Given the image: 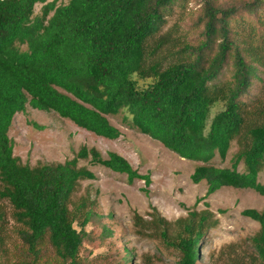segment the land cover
Segmentation results:
<instances>
[{
	"label": "trees",
	"instance_id": "obj_1",
	"mask_svg": "<svg viewBox=\"0 0 264 264\" xmlns=\"http://www.w3.org/2000/svg\"><path fill=\"white\" fill-rule=\"evenodd\" d=\"M61 1L0 0V201L10 204L23 245L15 264H92L114 238L107 226L95 236L101 217L89 194L74 201L80 183L96 179L80 161L126 175L130 184L152 182L122 156L103 159L87 147L65 163H23L10 131L28 106L108 140L121 136L108 117L125 111L139 132L197 164L191 180L205 183L209 196L234 189L264 198V0H196L195 13L185 11L166 31L175 6L188 0ZM246 19L259 31L235 26ZM180 25L188 31L183 39L176 37ZM216 105L223 109L212 116ZM236 141L241 149L232 164H215L228 160ZM243 216L261 230L245 256L227 264H264V207ZM213 217L194 211L173 224L154 209L150 220L137 215L134 223L176 264H201L203 241L218 224ZM6 224L0 207L2 246ZM124 252L119 264H138L133 251Z\"/></svg>",
	"mask_w": 264,
	"mask_h": 264
},
{
	"label": "rangeland",
	"instance_id": "obj_2",
	"mask_svg": "<svg viewBox=\"0 0 264 264\" xmlns=\"http://www.w3.org/2000/svg\"><path fill=\"white\" fill-rule=\"evenodd\" d=\"M47 1L51 3L55 0ZM61 3L59 0L58 5ZM43 6H36V14H41ZM197 8L196 0H188L185 6H175L165 31L178 23L185 11L187 17L195 13ZM246 21L251 22L248 19ZM247 22L238 20L235 26L240 25L238 29L242 30L244 27L246 31L248 25L247 33L252 30L249 25L258 30L256 21L250 24ZM178 30L177 38L183 39L188 34L182 25L178 26ZM261 34H264V31ZM222 109V105H216L212 116ZM108 118L121 132L117 140L96 136L76 127L54 112L37 111L30 106L24 113L16 116L10 131V138L15 144V155L20 157L23 163L33 167L39 164L65 163L72 160L83 147H87L99 152L103 159H108L111 153H116L125 158L141 175L151 177L150 186L140 180L130 184L126 175L80 161V167H89V170L95 173L96 179L81 182L74 201H79L89 194L95 201V211L101 217V222L92 227L95 236L101 235L103 226H107L115 234L114 238L106 240L105 246L96 252L101 256H96L92 264H119L125 255L124 247L133 251L140 261L145 256H151L154 259L153 264H176L168 250L161 248L156 241L138 234L141 229L135 227L134 218L137 215L150 220L154 209L162 218L173 224L187 218L194 211L209 210L213 213V221L217 220L218 224L203 241L201 264H227L229 260L244 257V251L248 246L251 247V240L261 229L258 223L244 217L243 212L249 209L262 210L264 198L251 190L234 189H222L209 196L205 183L196 185L191 180L197 165L195 162L180 158L139 132L132 126L127 112L122 111L119 115ZM260 119V115L253 117L250 124L254 125ZM240 149L239 142H233L228 160L223 163L218 159L215 164L230 166ZM243 167L244 163L239 169L242 170ZM260 182L264 184V170L260 174ZM144 189L148 192L144 193ZM0 207L7 213V224L2 232L5 245L2 246L0 242V264H15L19 261L23 245L16 232L10 204L0 201ZM91 245L92 247L85 250V257H90L91 250L98 246L96 242Z\"/></svg>",
	"mask_w": 264,
	"mask_h": 264
}]
</instances>
